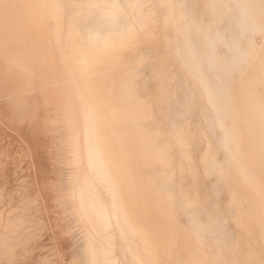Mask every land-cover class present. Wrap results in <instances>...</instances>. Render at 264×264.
Instances as JSON below:
<instances>
[{"label":"bare ground","instance_id":"obj_1","mask_svg":"<svg viewBox=\"0 0 264 264\" xmlns=\"http://www.w3.org/2000/svg\"><path fill=\"white\" fill-rule=\"evenodd\" d=\"M1 78L55 107L85 264H264V0H0Z\"/></svg>","mask_w":264,"mask_h":264},{"label":"rangeland","instance_id":"obj_2","mask_svg":"<svg viewBox=\"0 0 264 264\" xmlns=\"http://www.w3.org/2000/svg\"><path fill=\"white\" fill-rule=\"evenodd\" d=\"M149 50L154 74L161 67L160 52L155 46ZM43 97L38 89L29 93L22 83L0 79V264H85L84 229L66 200L74 169L55 107ZM152 97L157 99L153 86ZM155 107L161 113L162 104ZM212 187L206 183L208 195ZM5 239L12 241L10 255Z\"/></svg>","mask_w":264,"mask_h":264}]
</instances>
